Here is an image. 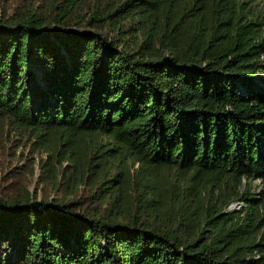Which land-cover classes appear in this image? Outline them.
Masks as SVG:
<instances>
[{"label":"trees","instance_id":"1","mask_svg":"<svg viewBox=\"0 0 264 264\" xmlns=\"http://www.w3.org/2000/svg\"><path fill=\"white\" fill-rule=\"evenodd\" d=\"M15 3L0 0V264H264V198L245 188L264 182V14Z\"/></svg>","mask_w":264,"mask_h":264},{"label":"rangeland","instance_id":"2","mask_svg":"<svg viewBox=\"0 0 264 264\" xmlns=\"http://www.w3.org/2000/svg\"><path fill=\"white\" fill-rule=\"evenodd\" d=\"M249 1L251 2L252 5H254V8L256 11H259L261 14H264V0H249ZM10 5H11V8L9 9V13L12 14L13 9L16 6L15 0H10ZM3 157L4 156H2V152L0 150V167L2 165ZM14 164L16 165V167L18 165L19 166L18 168H24L25 167V162L23 160L20 161L18 164L16 162ZM0 174H3L1 168H0ZM39 175H40V170L37 169L36 175H35L34 180H33L34 184L38 183ZM245 188H250L252 190V192L254 193V196H256L258 198H264V182L263 181L256 180V181L249 182V183L247 182L245 185ZM31 189L33 191H36V188L34 185L31 187ZM260 194H262V195H260ZM242 206L243 205L241 203L236 202L230 206V209L231 210H237V209L241 208Z\"/></svg>","mask_w":264,"mask_h":264}]
</instances>
